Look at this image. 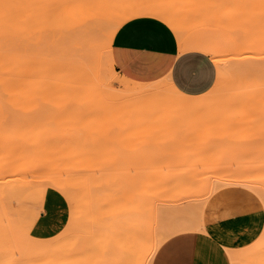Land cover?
<instances>
[{
  "label": "rangeland",
  "instance_id": "rangeland-1",
  "mask_svg": "<svg viewBox=\"0 0 264 264\" xmlns=\"http://www.w3.org/2000/svg\"><path fill=\"white\" fill-rule=\"evenodd\" d=\"M65 1L39 0L38 2L48 4L52 13H55L54 8ZM259 1L100 0L103 3L104 12L106 11L111 18L150 5L160 4L163 7L166 6L170 8L172 15L177 20L178 26L172 28L177 34L183 36L182 39L187 45L194 46L200 41L209 43L210 48H212L202 47L201 49L210 54L217 66L216 80L207 92L191 97H201L207 100L206 104L209 102L211 106L209 104L198 106L196 109L198 111L194 113L191 109L189 111V108V112L187 109L182 111L179 106H174L173 103V106L168 105L169 100L166 99L168 103L165 106L166 102L161 103L162 106L159 108V105H156V108L152 105L153 107L150 110H143V120L141 116V120L138 119L140 114H137V118L133 112L116 110V93L125 88L126 82L143 85L156 81L163 82L164 78L151 82H139L127 79L115 72L109 57L110 48L107 34L111 29V25L108 22L102 26L98 35L97 47L94 50L95 55L91 60H86L89 65L86 67L85 78L74 82V91L65 93L60 91V87L56 90L52 89L49 80H46L43 87L39 89L37 80H34L33 77V66L28 62L31 60L32 48L38 35V29L43 30L47 25L50 26V22L46 21L38 25L36 22V9L30 2L8 0L0 3V159H22L18 163L19 168L17 170H20V174L26 175L24 177L29 180L25 184L30 183L28 189H26L28 184L21 186L23 189L20 187L21 191L18 190L17 194L11 197L14 201L9 202L8 205L9 214L13 220L15 219L16 223H21L27 234L19 239L20 244L34 241L32 238H37L35 242L40 241V239L49 242L55 235L64 230L65 226L66 229L61 233L65 237L68 235L69 237L70 235L76 237L77 235L74 236L73 234L77 233L81 236V229L86 230L83 233L95 234L98 230L97 227H103L97 226L94 222L91 223L92 220L90 221V219L91 216H95L96 220L93 221H97L99 208L103 207L106 200L103 201L102 207L97 208L96 203L100 198L102 199L100 196L104 191L109 197L111 194H114V197L124 196L121 200H127L132 195L144 197L145 200L146 197H148L147 200L152 197L150 199L152 201H150L151 206L153 205L152 211L157 217L154 218L155 221L152 222L154 226L152 225V227L154 229L157 227L156 230L177 227L180 222L177 216L187 218V221L188 217H192L195 222L200 219L201 224L200 213L206 200L215 191L229 186H239L247 189L257 198L264 210V12L261 10L263 8H260L264 4ZM180 32L184 33L181 34ZM250 35L252 39H250ZM248 38L251 41H248ZM65 44L67 49L68 45ZM66 49H64L66 51L64 53L68 55L65 56L64 54V58L69 59L66 62L69 64L71 62L75 66L77 64L76 67L71 66V64L69 66L76 68L75 70L78 71V62L81 65L83 62L81 60L77 62L72 52H70V48L67 49L68 51ZM98 61H103L104 66H97ZM71 69L73 70V68ZM120 81L123 83H120ZM217 99L224 104L219 105V102H215ZM158 101L156 100L155 104L159 103ZM212 102L217 104L213 105ZM184 112L190 115H186ZM227 115L229 119H226L228 118ZM224 118L226 121L229 120V126L225 125L227 122ZM216 120L218 122H215ZM234 123L235 125L232 128ZM215 124L221 130V133L219 130V132L215 131ZM222 124L226 128L225 126L222 128ZM210 125L214 127L209 128ZM236 125L239 127L238 132L235 130ZM228 127L233 129H230L229 132L233 131L231 137L234 141L226 137L228 132L224 131ZM224 128L225 130H223ZM223 138L229 140H222ZM231 143H234V145ZM212 144H214V148ZM209 145L212 146V150ZM225 145H229L230 148L226 146L227 148L224 149ZM208 146L209 150H207ZM218 147L221 148L217 149ZM215 149L217 150L214 151ZM176 152L178 155L181 152L182 154L183 152H190L189 154L193 156H196L193 153L197 152V157L201 152L202 156H200L201 159L193 156L191 158L187 156V159H185L186 155H189L186 153L183 156L185 158L180 155L181 159H179L180 156L176 155L178 157L176 159L175 155L172 156L171 154H176ZM146 153L154 155L151 157L147 156L149 154ZM155 154L159 155L155 156ZM163 154L166 155V158L168 156V159L165 157L163 159ZM169 157H173V159ZM23 159H26L25 163L22 162ZM58 159L59 163L57 162ZM61 159L63 161L64 159H85V161L90 159V161L88 160V162L82 164L85 165L86 163L85 166L87 167L93 163L91 166L94 169H91L89 165L90 169L85 170L80 168H85L80 163L76 165L75 162V166L68 160L71 163L69 165L67 160H65L66 163L65 161L63 163V161H60ZM15 162L13 163L15 164ZM0 163L2 164V162ZM72 164L75 167L80 165V169H74L72 166L73 170H71ZM52 166H55L57 170ZM103 166L104 168H102ZM99 169L102 172L105 170L104 173H106L102 175ZM43 171L47 173L60 171L62 173L59 172L60 175L58 173L57 175L59 177L62 175L65 178L68 175L72 177L76 173H82V177L90 174L91 176H87L89 182L86 191L91 204L84 200L83 205L92 214H89L88 217L86 215L87 219L84 216L83 219L85 220L83 221L75 219L76 221H73L74 223L67 227V222L70 221V218L72 219L70 215L76 199L75 202L74 199H70L74 203L70 202V197L67 198L64 191L60 192V189L47 185L46 180H44V184L35 182V179H39L46 174L44 172L45 174L40 176L39 174ZM110 171L116 175L112 176L116 182L113 183V180L110 179V182L107 179V184L116 186V191L115 187H109V191H112L109 194L106 188L102 191L103 187H108V185H104L106 182L100 184L96 180V176L111 174ZM64 172L66 174L63 175ZM6 174L3 173L0 176L3 175L2 177L6 178L8 176ZM13 175H15V178L17 177L16 174ZM99 178L100 176L97 179L103 178L104 180V177ZM74 184L73 182V186ZM76 189H73L75 192L72 191V193L78 194L79 189ZM50 191L55 197L53 202L56 200V206L55 202L54 206L60 218L59 227L51 236L40 237L35 235L33 224L39 214L41 216L47 214V210L42 206L46 197L51 193ZM76 203L79 205V201ZM108 204L104 206H108ZM157 204L163 207L161 210L163 216H161L162 214H156L159 211L156 210L159 207ZM75 209L74 211H77L78 208ZM83 211L82 213L87 210ZM108 214L110 213H107L106 217ZM73 216L76 217V215ZM113 216L109 217L108 221H112ZM115 217L116 215L114 219ZM163 217L164 219L160 220ZM173 217L175 218L173 219ZM99 218L101 217L99 216ZM103 218L105 216L101 219ZM168 218L173 219V222H175V219L178 221L170 223L174 224L170 226L168 225ZM183 218H179L181 224L186 222L185 219L182 220ZM100 221H98V224L101 226ZM189 221L191 220L189 219ZM109 226L111 228L112 225ZM11 232L15 234V231H10V234ZM261 236L262 239L255 244L253 253L249 251L241 254L243 257H249V264H264V229ZM70 238H65L66 241L63 240V242H71ZM57 239H59V236H57ZM71 239L75 240L74 238ZM87 240H90L89 237ZM88 242L91 244V240ZM66 246L68 245L66 244ZM73 246H68V248L72 250L75 247ZM68 250L64 249V251L60 250L59 252L64 253ZM82 251L80 254L88 253L87 249V252ZM75 254L72 253L73 259H71L73 261L69 259L70 264H77L74 261L77 255L76 258L85 255L79 259L91 261L88 257L85 258L87 254L79 255L78 253L76 256ZM69 257L71 256L69 255ZM152 257L145 264H151ZM61 259L62 257H60ZM79 264H82V262H79ZM103 264L107 263L103 262ZM134 264H144L141 255L138 259H135Z\"/></svg>",
  "mask_w": 264,
  "mask_h": 264
},
{
  "label": "bare ground",
  "instance_id": "bare-ground-1",
  "mask_svg": "<svg viewBox=\"0 0 264 264\" xmlns=\"http://www.w3.org/2000/svg\"><path fill=\"white\" fill-rule=\"evenodd\" d=\"M4 1H8V0H0V3H3ZM16 1H19V2L20 1H27V2H30L32 5H34L36 12H37L36 22L38 23V25H40V23H44L46 21L50 22V26L47 25L43 30H41L40 28L38 29V35L36 37V41L34 42V47L32 48L33 53L31 54V60L28 62L33 66V77H34V80H37L39 89L43 87V83L46 80L47 81L49 80L50 81L49 82L50 88H52V89L56 90V88L60 87V91L65 92V93H69V92L74 91L75 90L74 82L79 81V80H83L85 78V75H86L85 73L87 70L86 67L89 65L88 63H86V60H91V58H93V56L95 55L94 50L97 47L98 35L100 33L102 26L104 24H106L107 22L111 25V29L109 30V33L107 34V41H108L109 48L111 45L112 37H113L115 31L117 30V28L122 23H124L125 21H127L131 18L137 17V16H152V17L162 19L164 22L168 23L171 27H173V26L176 27V25L178 26V24L176 23L177 20L172 15L170 8H167L166 6L163 7L160 4L142 7L139 9H135L136 11L134 10L131 13L128 12L129 14L125 13V14L117 15L116 18H111L108 16V13L106 11L104 12V7L102 5L103 3L100 2V0H66L63 4H60L56 8H54V10H56L55 13H52L51 7L48 4L45 5L42 2H38L39 0L38 1L37 0H16ZM260 1L264 4V0H260ZM260 8H263L261 10H263V12H264V5L263 6L261 5ZM175 29L178 30L177 28H175ZM179 31H180V29H179ZM243 32H244V30H243ZM0 33H1V31H0ZM180 33L183 34L184 32H180ZM250 33H251V30H250ZM250 33L248 32V34H250ZM176 34H177V32H176ZM177 36L179 38L178 40L180 42H182L183 36H181L179 34H177ZM184 36H185V34H184ZM250 36H248V37H250ZM250 39H252V36ZM250 39L248 38V41ZM65 43H67V45H68L67 49L70 48V52H72V54L75 57V59L77 60V62L80 60L83 62L82 65L78 62V67H79L78 71L75 70L76 68H74L77 66L76 63L73 62L74 64H76V66H75V65H72V63L70 62L71 66H74V67H71V66H69L70 64L67 63L68 62L67 60H69V59L66 60V58H64V54H65V56L68 55V54L66 55V53H64V52H66V51H64V49H66ZM202 47L212 49V48H210L211 46H209V43L207 44L206 42H200V41L191 48L201 49ZM71 55H69V56H71ZM0 58H1V53H0ZM97 66L103 67L104 62L98 61ZM71 68H73V70ZM70 70H72V71H70ZM164 81L163 82L162 81H156L154 83L143 84V85L138 84V83H134V82H126L125 88L121 92L119 91L116 93V110L133 112L134 114H136L137 118H138L137 114H140L138 119L141 120L140 116H141V118L143 117L142 116L143 110L148 111L153 106L155 107L156 105H159L158 106V108H159L165 102H166V104H164V106L167 105V103L169 102L168 105L173 106L172 105V103H173V104H175L174 106H179L182 111H186V109L188 111V108H189V111L191 109V111H193L194 113L196 111H198V110H196L198 106H201L203 104L204 105L209 104L211 106V104L209 102H208V104H206L207 100H205L201 97L191 98L192 96L181 93L172 85V83L167 78H164ZM120 83H123V82L120 81ZM166 99L169 101L167 102ZM156 100H159L158 102L160 104L159 103L155 104ZM161 100H162V102H160ZM215 102H219L218 104L221 106L224 104L219 99L215 100ZM212 103H213V105L217 104V103L214 104V102H212ZM210 106H207V107H210ZM207 107H204V108H207ZM184 113H186V115H190L187 112H184ZM227 117H228V115H227ZM226 119H229V117ZM142 120H143V118H142ZM224 120H225V118H224ZM222 121H223V118H222ZM228 121L229 120H227V121L225 120V122H227V124L225 123V125L229 126L230 122H228ZM215 122H218V121L216 120ZM235 123L233 124L232 128L234 127ZM216 124H219V123H216ZM223 124H222V128H223V126H225ZM212 126L213 125H210L209 128ZM216 127H217V125L214 127L215 131L219 130L221 133V130L219 129V127H217V129H216ZM236 127H237V125H236ZM236 127H235V130H237V132H238L239 127H237L238 129ZM220 128H221V125H220ZM225 128H226V126H225ZM225 128L223 130H225ZM228 128L226 129L227 131L226 130L224 131V132H228V133H226L227 134L226 137L231 138V140L234 141L233 138L231 137L233 131L229 132V130L232 128H229V129ZM227 139L223 138L222 140H227ZM221 143H223V142H221ZM231 144L234 145V143H231ZM231 144H230V146H231ZM213 145L214 144H212V146ZM209 146L211 149L212 146L211 145H209ZM209 146H208L207 150H209ZM226 146H229V145H225L224 149L227 148ZM230 146L228 148H230ZM213 148H214V146H213ZM220 148L218 147L217 149H220ZM217 149H215L214 151H216ZM214 151H212V152H214ZM186 153L189 154L190 152H186ZM186 153L183 152V154H182V152H181V154L178 155L176 152V154L175 153H171V154H172V156L175 155V158L177 159L180 155H182V157H183L184 154L186 155ZM191 153H193V152H191ZM146 154H149V153H146ZM171 154H169V155L171 156ZM193 154L196 156L189 154V155H186V158L185 157H183V158L187 159V156H189L191 158L192 156L197 157V155H198L197 152L193 153ZM199 154L200 155L197 158H200V156H202L201 152ZM153 155L154 154H152V155L149 154L147 156L152 157ZM157 155H159V154H155V156H157ZM176 155H178V157ZM162 156H163V159L166 158L165 154H163ZM161 157H159V158H161ZM203 157H202V159H203ZM155 158H157V157H155ZM169 158H171V157H169ZM206 158H208V157H206ZM144 159H146V158H144ZM166 159H168V156ZM171 159H173V157ZM179 159H181V156L179 157ZM208 159H210V158H208ZM21 160L22 159H0V162H2V164L0 163V165H1L0 166V174L7 173L6 175L9 176V177L6 176L7 179L3 178L2 177L3 175L0 176V264H63V262H64V264H68L69 259H70V261H73L72 260L73 259L72 253L75 254L76 252H78L79 255L87 254L85 258L88 257L89 260L91 259V261H90L91 263L87 260L83 261V259H79V258L80 257L83 258V256H85V255H83V256L81 255L79 258H76V257H78V255L76 256V254H78V253H76L75 254L76 260L74 258V261L77 262V264H79V262H82V264H98V263L103 264V262H105L107 264H134L135 259L136 258L138 259L139 255H141V260L145 264V262L146 263L148 262V260L153 256V254L155 253L157 248L160 246V244L164 240H166V238H168V236L175 234L179 231H187V230H194L196 228L197 229L203 228V227H201L202 223L200 224V219H199V221H196L197 222L196 223L192 217H188V221H187L186 220L187 218L177 216V219L180 222H181V219H179V218H183L182 220L185 219L186 222H184L182 224L179 222V225L178 226L176 225L177 227H175V226L171 227V228L169 227V229H166V230H164L163 228H161L163 230H161V229L156 230L157 229L156 226H155L156 229H154L152 227V225H153L152 222H153V220L155 221L154 218H157V217L155 216L154 212L152 211L153 205L151 206L152 201L150 200L152 197L149 200H147L148 197H146V200H145L144 197L134 196V195H132L127 200H124V199L121 200L122 198H124V196L123 197H121V196L116 197L115 196L116 197L115 198L114 194H111L109 197V195L104 191L105 190L104 188H106V190H107L109 187H115V191H116V186H112L111 184L110 185L107 184L108 180L110 182H111V180H113L112 176L113 177L116 176L115 174H112V172L110 171L111 174L105 175L107 178L105 176H101V174L99 175L100 178L104 177L105 181L103 180V178H101L102 180L100 178H99L100 180H98L97 178L99 176H96V180L99 181L100 184H103L104 182H106V183H104V185H108V187L105 186L103 188L101 186L102 191H104V193L103 192L101 193L100 197H102V199L100 198V200H98V202L100 204L98 202L96 203L97 208L102 207V205L104 203H105L104 205H107V203H109L108 206L103 205L102 208H99L97 221H93V220H96V217L91 216V219H90V221L92 220L91 223L94 222V224H97V226L99 225V227H103V228L97 227L98 230H96L97 231L96 233L97 234L99 233L98 235L96 233L95 234L85 233L86 230L81 229L80 230V231H82L81 236L78 233L73 234L74 236L77 235L76 237H71L72 235H70L71 238L75 239L73 241V239H71L69 237V235L67 237L62 236L64 234H61V233H63V231L66 229V226H65L64 230H62L58 235H55L56 237L54 236V238L51 239L52 242H51V240L50 241L48 240L49 242H47V240H45V242H44L43 239H40L41 242L40 241L35 242L37 240V238H32V236H31V238L34 241H29L25 244H20L19 239L22 236L27 235V234H26L25 230L23 229L21 223H16L15 219L13 220L12 216L9 214L10 210L8 209V205H9V202L12 203L11 201H14L11 199V197L14 196L15 194H17V191L22 188L21 186H25L26 184H28V183L25 184V182L29 181L24 177L26 175H22V173L20 174V172H19L20 170H17V168H19L18 163L21 162ZM25 160L23 159L22 162L25 163L26 162ZM65 160L68 161L69 159H64V161ZM79 160H81V159H79ZM79 160L70 159L69 161L72 162L73 164L76 162L75 163L76 165H77V163L82 164L84 162H88V160L90 161V159H88L86 161H85V159H83L84 161L83 160L79 161ZM15 161H17V162H15ZM60 161H63V160L61 159ZM64 161H63V163H64ZM67 161H65V163ZM69 161L67 162V164L69 163V165H70L71 163ZM13 162H15V164ZM57 162L59 163V159ZM91 162H94V161H91ZM73 164L71 165V170H73L72 169L73 167H74V169H78L80 166V165H78V167H75L76 165L74 164L75 166H73ZM91 164H93V163H91ZM91 164H89L90 166L89 165L88 166L91 167V169H94V168H92L93 166H91ZM55 165H58V164H55ZM82 165L85 166L86 163H85V165L84 164H82ZM88 166L87 167L85 166V168L84 167H80V168H83L86 170L87 168H89ZM111 166H109V167H111ZM52 167H54V169H55V166H52ZM102 168H104V166ZM44 170H47V169H44ZM55 170H57V169H55ZM68 170H70V169H68ZM40 171H42V170H40ZM96 171H98V169H96ZM104 171L102 172L100 170V173L102 172V175H103L106 173V172L104 173ZM44 172H46V171H43L41 173L39 172L40 173L39 175L41 176V174H45ZM52 172H50V173L46 172V174L41 176V177L38 175V177H40V178L35 179V182L44 184L45 183L44 180H46L47 185L56 187V188H58V190L60 189L59 190L60 192L64 191L65 194L67 195V198L70 197L69 198L70 202H72V200H70V199H74V202H75V199H76V202L79 201V205L75 202L79 207L74 202H72V203H74V208L72 210L70 217L72 216L73 220L70 218V221H69L70 223L67 222L68 225L66 224L67 227L71 226L72 223H74L73 221H76V220L83 221V220L87 219L89 214H92V213H90V211H88L86 206L84 207L83 204H84V200H87L88 203H90L89 196H87V191H86V189L88 187V182H89V179H88L89 177H87V176L90 174H88V172H87L88 175L82 177L83 176L82 173H76L75 172L76 174L73 173L75 176L71 174L72 175V177H71L70 175L67 174L68 176H66V178H65V177H62V175L60 177L57 175V173L59 175H60V173H62L60 171H55L56 173L55 172L52 173ZM113 172H114V170H113ZM13 174H16L17 177L15 178L14 177L15 175H13ZM64 174H66V173L64 172L63 175ZM69 174H70V172H69ZM93 174H92V176H93ZM96 174H98V173H96ZM71 178H73V179H71ZM77 178H78V180H77ZM100 181H103V182H100ZM73 182L75 183L74 186H73ZM114 182H116V180H113V183ZM29 185H30V183L28 184V186H26L27 187L26 189H28V187H30ZM34 185H39V184H34ZM101 188H100V190H101ZM73 189L74 190L79 189L78 194L72 193ZM108 191H109V189H108ZM42 192L44 193L43 190H42ZM73 192H75V191H73ZM110 192L112 193V191H109L108 193L110 194ZM102 195H104L105 197H103ZM113 198H115V199H113ZM155 198H157V197H155ZM9 199H10V201H9ZM103 201H105V202L103 203ZM81 202H82V204H80ZM160 204H162V203H160ZM80 205L82 206L81 208H80ZM157 205H159V204H157ZM76 206L78 209L76 208ZM159 207H160V205H159ZM159 207H157L156 210L158 209L160 211V213H159V211H157L156 214L157 213L162 214L161 216H163L164 214L161 212L163 207L162 206L160 208ZM75 208L77 209V211L80 210L78 212L79 215L76 214L77 211H74ZM105 209L108 211L106 212ZM83 210L84 211L87 210V211L84 212ZM73 211H74V213H73ZM82 211L84 213H82ZM87 212H89V213H87ZM102 212L104 213V215ZM107 213H110V214H108V216L106 217ZM114 214L116 215L115 219H114V216H115ZM73 215H76L77 218ZM86 215H87V217H86ZM84 216H85V219H83ZM99 216L101 218L103 216H105V218L101 219V218H99ZM112 216H113L112 221H108V219H110L109 217H112ZM158 216H160V215H158ZM164 217L160 218V220L164 219ZM174 218L175 217H173V219ZM177 219H175L174 221L176 222ZM189 219L191 221H189ZM99 220H101L100 221L101 226H100V224H98ZM158 220H159V218H158ZM172 220L169 219L168 225H170V226L174 225V224L173 225L170 224L173 222ZM192 220H193V222H192ZM159 222H161V221H159ZM175 222H173V223H175ZM164 223L166 224V222H164ZM198 223H199V225H198ZM110 224L113 227L111 226V228H110V226H109ZM177 224H178V222H177ZM157 225H158V223H157ZM160 225H162V224H160ZM109 229H111V230H109ZM10 231H15V234H12V232L10 234ZM83 231H85V232L83 233ZM92 235L96 236V237L94 236L95 240H93L94 238H92L93 237ZM99 235H100V237H98ZM29 236H30V234H29ZM57 236H59V239H57ZM60 236H62V237H60ZM79 236L82 239H80ZM64 237L67 239L70 238V240H72V241L71 242L67 241V243L63 242V240L66 241ZM88 237L91 240V244H90V242H88L90 240H87ZM66 244L68 246L74 245L75 247L74 246L73 247L75 250L72 247H71L72 250H70V248H68V246H66ZM61 245H62V248H64L65 250H67V249L70 250V251L69 250L67 251L69 254L66 251L64 252L68 256L67 255L64 256L65 254L62 252V251H64V249L61 248ZM64 245L66 246V248ZM81 249L85 250V251L87 249L88 253H81L80 254V252H83ZM60 250H62L61 252L63 254L59 252ZM70 252H72V253L70 254ZM58 255H61V256H58ZM69 255L71 257H69ZM45 257H47V258L45 259ZM60 257H62L61 260H60ZM65 259H67L68 261L67 260L65 261ZM78 260H80V261H78ZM93 260H95V261H93Z\"/></svg>",
  "mask_w": 264,
  "mask_h": 264
},
{
  "label": "crops",
  "instance_id": "crops-1",
  "mask_svg": "<svg viewBox=\"0 0 264 264\" xmlns=\"http://www.w3.org/2000/svg\"><path fill=\"white\" fill-rule=\"evenodd\" d=\"M178 39L162 19L131 18L112 37L110 62L114 71L127 79L151 82L167 78L181 93L201 95L213 86L217 66L207 51ZM193 61L202 71L189 75L186 69ZM182 74L183 86L178 83ZM53 198L51 192L42 206L47 214H39L33 224L37 236H51L59 227ZM200 215L203 228L168 237L155 251L151 264H249V257L241 254L254 252L264 229V210L257 198L243 187H224L210 195Z\"/></svg>",
  "mask_w": 264,
  "mask_h": 264
},
{
  "label": "snow or ice",
  "instance_id": "snow-or-ice-1",
  "mask_svg": "<svg viewBox=\"0 0 264 264\" xmlns=\"http://www.w3.org/2000/svg\"><path fill=\"white\" fill-rule=\"evenodd\" d=\"M191 67L190 68H188V69H186V71L189 73V75H191V74H193V73H197L198 71H202V69L201 70H198L197 68H196V65H195V61H193V62H191ZM183 71H185V70H182V73H183ZM186 81L184 80V76H183V74L181 75V77H180V79L178 80V83L181 85V86H183V84L185 83Z\"/></svg>",
  "mask_w": 264,
  "mask_h": 264
}]
</instances>
